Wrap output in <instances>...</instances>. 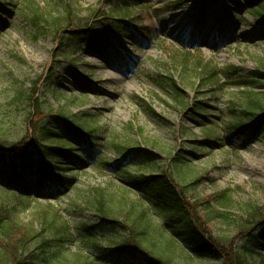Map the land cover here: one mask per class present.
I'll list each match as a JSON object with an SVG mask.
<instances>
[{
  "label": "rangeland",
  "instance_id": "1",
  "mask_svg": "<svg viewBox=\"0 0 264 264\" xmlns=\"http://www.w3.org/2000/svg\"><path fill=\"white\" fill-rule=\"evenodd\" d=\"M203 1L129 0V14H116L112 19L116 27L108 35L104 50L95 52L80 44L73 55L54 59L53 18L64 12L61 0H0V114L9 109L13 113L5 118L13 137L24 132L28 110L20 106L14 111L8 105L13 97V78L24 90L35 85L44 113L62 110L69 116L87 115L96 123L92 159H82L79 139L56 129L57 138L73 144L68 151L70 158L63 165L76 169L67 174L75 186L49 189L48 193L32 187L34 197L27 201L28 206L18 207L13 214L18 222L40 231L44 210L58 211L73 228L79 222H95L92 212L76 211L72 201H80L86 196L85 190L97 185H123L135 199L138 187L125 178L114 177L116 167L137 168L136 158L128 152L140 154V149L149 150L158 166L168 167L172 159H181L185 163L182 170L197 176L186 182L193 188L190 198L205 199L214 191L231 189L234 203L230 211L234 214H240L248 201L264 204V135L230 133L226 128L227 112L238 99L237 89L197 92L196 75L191 69L182 72L179 56L185 50L192 55L199 53L203 60L219 67H238L240 74L258 68L264 82V10L257 7L264 0L252 4L249 0H210L205 4L203 25L196 31L195 20ZM73 2L80 19L93 9H108L106 0ZM36 13L42 18L32 25ZM105 65L113 68V81L103 83L110 93L102 95L103 87L96 81L104 74ZM168 75L178 83L185 101L198 99L207 104L203 117L185 115L171 91L158 84L159 77ZM261 120L264 122V117ZM112 141L126 143L127 152H117ZM103 161L112 165H104ZM7 176L0 172L1 187L7 186ZM27 182H33L29 175ZM8 187L19 192L16 182ZM76 190L84 192L77 195ZM158 222L161 225L164 220ZM211 227L217 235H233V224L221 218H213ZM102 236L108 237L105 232L99 234V238ZM75 237L76 241L64 245L51 262L41 264H59L61 259L73 264L74 253L83 248V233L75 230ZM100 240L105 244L103 238ZM194 263L217 264L206 259H195Z\"/></svg>",
  "mask_w": 264,
  "mask_h": 264
},
{
  "label": "trees",
  "instance_id": "2",
  "mask_svg": "<svg viewBox=\"0 0 264 264\" xmlns=\"http://www.w3.org/2000/svg\"><path fill=\"white\" fill-rule=\"evenodd\" d=\"M106 1L107 10L93 9L80 19L74 7L76 1L61 0L64 12L53 18L55 47L52 58L73 55L80 44L95 52L105 49L107 35L116 27L112 19L116 14H129L126 10L131 7L129 0ZM209 1L204 0L198 12L196 31L203 25L204 8ZM253 2L256 0H249ZM263 3L257 7L264 10ZM41 18V13H36L32 25ZM181 52L182 72L186 69L194 72L197 92L203 89L217 92L222 87L237 89L238 99L228 107L227 130L241 136L264 135L261 120L264 117V82L258 68L240 74L239 68L233 65L219 67L203 60L199 53ZM159 78L158 84L171 91L175 101L184 107L185 115L190 118L204 116L208 108L205 102L185 101L172 76ZM12 81L13 97L9 107L16 111L24 106L28 110L24 132L15 138L5 120L13 113L9 109L0 114V172L8 173L7 186H0V264L49 263L64 245L76 241L75 230L83 233V251L74 253L73 264H93L94 261L102 264H195V259L215 260L217 264H264V204L248 201L240 214H234L230 211L234 203L231 189L214 191L205 199L190 198L193 188L186 182L197 176L187 175L182 170L185 163L181 159H172L168 167L158 166L155 156L146 149H140V154L128 152L136 158L135 170L116 167L115 179L125 178L138 187L135 199L123 185H97L85 190L86 196L83 195L79 203L72 201V208L92 212L97 221L79 222L73 228L58 211L44 210L40 216L44 226L40 231L18 222L13 214L18 207L28 206L27 201L34 197L32 187L48 193L49 189L75 186L73 178L67 174H73L76 169L63 165V161L70 158L68 151L73 149V144L57 138L56 129L79 139L82 159H92L96 123L87 115L69 116L62 110L44 113L35 85L24 90L16 79ZM112 147L120 154L128 150L126 143L117 141H112ZM103 164L112 165L106 161ZM147 168L152 170H144ZM28 175L33 179L32 184L27 182ZM12 182L18 183L19 192L14 193L8 187ZM76 191L77 195L84 192ZM215 217L233 224L232 236L213 232L211 222ZM158 219H163V224L157 223ZM102 232L108 237L99 238ZM101 238L105 244L101 243ZM67 261L61 259L59 264Z\"/></svg>",
  "mask_w": 264,
  "mask_h": 264
},
{
  "label": "bare ground",
  "instance_id": "3",
  "mask_svg": "<svg viewBox=\"0 0 264 264\" xmlns=\"http://www.w3.org/2000/svg\"><path fill=\"white\" fill-rule=\"evenodd\" d=\"M179 25H180V26L183 25L181 21H180ZM206 34H207V32L204 33V37H203V39L206 38ZM105 66H106V65H105ZM112 69H113V68H111V67H109V66H106V67H105L104 74L101 76V79H98V80L96 81V83H101V86L103 87V88L100 87V88L102 89V91H103V94H102V95H104V94H109V93H110V89H108L106 86H104L103 83H109V82H112V81H113V79H112V74H113ZM95 86H96V85H95ZM99 86H100V84H99ZM96 88H98V87H96Z\"/></svg>",
  "mask_w": 264,
  "mask_h": 264
}]
</instances>
